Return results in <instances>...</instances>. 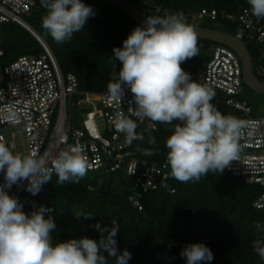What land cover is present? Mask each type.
I'll return each instance as SVG.
<instances>
[{"label":"clouds","instance_id":"1","mask_svg":"<svg viewBox=\"0 0 264 264\" xmlns=\"http://www.w3.org/2000/svg\"><path fill=\"white\" fill-rule=\"evenodd\" d=\"M40 2L46 9L42 27L58 44L70 41L95 15L92 6L83 0ZM247 4L253 16L264 19V0H247ZM197 44L196 32L182 15L147 16L143 26L130 32L122 47L113 48L115 62L119 61L121 67L111 74L107 85V94L116 101H123L126 89L132 94L129 104L134 103V107L129 106L128 111L136 120L119 111L113 118L116 131L124 135L128 145L144 139V133L137 132V120L171 126L165 140L166 163L171 176L182 183L198 182L208 173L222 174L238 159L240 141L250 128L248 121L217 110L211 103L215 91L193 80L181 67L199 55ZM12 92L16 94L17 89ZM10 118L16 121L15 113ZM251 134L247 131L248 136ZM149 143L154 144L155 137L149 135ZM88 167L80 146L68 145L49 156L21 154L0 142V173L4 181L0 184V264H109V258L115 264H128L132 254L127 248H119L120 226L115 220L111 226L99 221L89 225L98 232V239L85 235L54 243L52 233L57 225L44 215L50 210L41 205L26 213L18 199L6 191L27 181L25 190L35 196L53 174L60 184H77ZM255 227L264 233V225L256 222ZM252 248L264 261V237L254 239ZM179 255L186 264H210L214 259L204 242L185 244Z\"/></svg>","mask_w":264,"mask_h":264},{"label":"trees","instance_id":"2","mask_svg":"<svg viewBox=\"0 0 264 264\" xmlns=\"http://www.w3.org/2000/svg\"><path fill=\"white\" fill-rule=\"evenodd\" d=\"M148 16H159L156 7L162 6L176 12L188 13L202 8H217L239 12L249 8L247 0H131ZM91 5L95 15L87 20L82 31L74 33L71 40L56 43L42 27L46 9L39 1L28 15L27 22L44 38L56 55L64 72L72 71L78 78L80 90L99 91L107 88L111 74L121 65L115 62L113 48L122 47L128 31L137 25L116 3L110 0H83ZM228 27L223 31L234 33L232 24L217 20ZM0 45L2 56L7 58L2 66L21 54L38 53L35 36L17 23H3ZM206 45L211 41L205 40ZM249 48V47H248ZM204 56L188 60L196 67ZM1 66V67H2ZM228 115L229 107H224ZM175 123V122H174ZM170 125L148 121L137 128L144 133L143 140L131 144L136 154L154 162H163L167 157L165 140L170 135ZM149 135L155 143H149ZM151 151L152 155L146 152ZM170 171V169H169ZM175 189L149 190L142 198V209L129 199L131 182L121 170L91 171L77 184H60L56 175L33 196L25 190L19 202L23 211L31 213L41 205L50 211L57 228L52 233L53 242L88 236L98 239V232L89 225L96 222L111 226L115 220L120 226L118 244L132 254L128 264H186L179 253L187 243L204 242L213 252L210 264H264L252 248L254 239L264 237L256 222L264 225V208H256L253 201L264 192V187L246 182L242 177L224 171L208 173L198 182L182 183L170 177ZM84 215H92L84 220ZM79 216V219H77ZM170 257H175L170 259ZM109 264H115L109 258Z\"/></svg>","mask_w":264,"mask_h":264},{"label":"built area","instance_id":"3","mask_svg":"<svg viewBox=\"0 0 264 264\" xmlns=\"http://www.w3.org/2000/svg\"><path fill=\"white\" fill-rule=\"evenodd\" d=\"M40 0H0V42L3 39V23H17L28 29L41 45L38 53L21 54L0 68V142L14 147L21 154L54 155L68 145L80 146L88 161V170H121L131 182L130 201L142 209V198L149 190L166 189L174 192L170 185V171L166 160L154 162L139 157L131 145L125 142L124 135L115 129L113 118L116 112L136 120L128 111L132 100L130 90H125L123 101H116L107 94V88L99 91L80 90L78 78L72 71L64 72L56 55L44 38L27 22L28 16ZM172 10L156 7L157 15H171ZM174 14L182 15L189 23L192 19L225 20L232 24L233 35L245 44L253 45L252 67L256 76L264 81V19H257L249 8L239 12L225 9L202 8L188 13L178 10ZM156 17V16H155ZM195 24V23H193ZM137 26L132 27L127 35ZM232 34V33H231ZM198 37L199 51L204 56L199 65L193 67L187 62L181 67L191 74L193 80L207 85L215 91L211 103L222 114L229 107L228 115L249 122L251 136L246 135L240 141L241 151L236 161L224 171L242 177L246 182L264 187V114L256 115L248 99L242 97L245 88L244 68L240 55L231 46ZM3 49L0 48V55ZM16 88V94L12 89ZM82 106L83 117L79 125L72 122L71 108L74 97ZM11 109V112L9 111ZM15 113L16 121L11 119ZM137 120L139 126L148 122ZM18 126L24 134V148L19 150L15 141V131L7 134L6 129ZM138 126V127H139ZM55 175V174H53ZM3 173H0V184ZM27 181L6 189L9 195L18 201ZM138 201V203H136ZM256 208H264V192L253 201Z\"/></svg>","mask_w":264,"mask_h":264},{"label":"water","instance_id":"4","mask_svg":"<svg viewBox=\"0 0 264 264\" xmlns=\"http://www.w3.org/2000/svg\"><path fill=\"white\" fill-rule=\"evenodd\" d=\"M118 4L138 25L143 26V20L148 16L142 12L131 0H110ZM155 17V16H153ZM197 34L214 42H221L231 46L240 55L244 68V81L251 88L258 92H264V81L259 79L253 71L252 55L248 46L233 34L213 28L203 27L197 24H190Z\"/></svg>","mask_w":264,"mask_h":264},{"label":"rangeland","instance_id":"5","mask_svg":"<svg viewBox=\"0 0 264 264\" xmlns=\"http://www.w3.org/2000/svg\"><path fill=\"white\" fill-rule=\"evenodd\" d=\"M171 15L174 14L173 12L170 13ZM168 16L167 14L165 15H159L156 17H166ZM25 19L29 21V17L25 16ZM189 23H195L197 25L203 26V27H208V28H213V29H223L225 27L229 26L227 25V22H225V25L223 23H220L217 20H208L206 18L203 19H192L190 16L188 17ZM225 26V27H224ZM223 31V30H221ZM36 49H39L40 47L37 43L34 44ZM246 45L250 48V50L253 52V45L249 44V42L246 43ZM1 48H3L0 45ZM4 49V48H3ZM7 58L5 56L0 55V68L4 62H6ZM83 95L80 94L78 96L74 97V105L71 108V114H72V122L73 125L77 126L81 123L83 114L81 112L82 106L77 103V100L81 98ZM242 97L245 99H248L251 102V105L253 107V113L256 115L264 114V92H258L254 88H251L249 85L245 84L244 91L242 93ZM15 131V136L14 139L18 143V148L19 150H22L24 148V142H25V137L24 134L19 130L18 126H12L6 129V132L8 135H10V132Z\"/></svg>","mask_w":264,"mask_h":264}]
</instances>
